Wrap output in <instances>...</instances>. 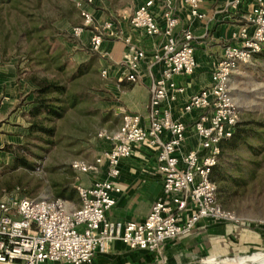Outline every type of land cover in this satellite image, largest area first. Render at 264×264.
<instances>
[{"label":"built area","instance_id":"2783aa9c","mask_svg":"<svg viewBox=\"0 0 264 264\" xmlns=\"http://www.w3.org/2000/svg\"><path fill=\"white\" fill-rule=\"evenodd\" d=\"M203 0H186L194 18L204 19ZM157 0H145L132 12L131 26L147 36L163 35L161 49L153 55L161 64L160 74L151 87L148 116L122 112L121 123L113 131L102 129L97 138L108 147L91 162L73 161L71 166L91 176L89 185H77L80 206L54 197L17 196L6 193L0 198L1 264H89L97 253L106 252L112 241L131 249L159 248L167 241L189 235L202 220L213 223H239L244 218L226 208L218 196V186L211 180L213 168L222 153V142L231 138L241 120L240 107L232 90V76L240 63H247L264 50V0H231L229 11L243 13L245 23L226 43L211 75V84L190 95L183 113L194 114L191 124L175 118L167 104L184 92L176 76L192 75L198 63L192 30L176 35L179 18L167 7L162 28L153 12ZM93 0L76 3L82 18L71 33L81 37L89 32V45L99 50L104 36H115L114 23L99 24L85 8ZM126 54L128 82L138 80V71L146 58L144 48L133 45ZM103 76L106 69H101ZM190 132L198 138L197 148L184 150ZM136 143H146L158 150L157 165L163 189L149 216L142 221L115 222L106 211L115 205L121 193L117 179L119 163L130 157ZM81 227V228H79Z\"/></svg>","mask_w":264,"mask_h":264},{"label":"rangeland","instance_id":"374dc122","mask_svg":"<svg viewBox=\"0 0 264 264\" xmlns=\"http://www.w3.org/2000/svg\"><path fill=\"white\" fill-rule=\"evenodd\" d=\"M78 1L0 0V79L15 85V98L0 114V198L12 193L54 199L57 183L79 184L71 179L79 173L70 164L99 156L98 132L114 129L122 119L113 82L100 72L101 57L89 48L84 32L81 37L71 33L82 22ZM111 1L113 10L122 6L125 14L134 5V0ZM83 64L88 69L75 77ZM33 73L65 84L77 101L60 118L43 119L49 134L29 130L27 95L33 85L28 77ZM232 90L249 131L220 159L218 196L227 208L264 225V52L239 64ZM67 201L77 206V192Z\"/></svg>","mask_w":264,"mask_h":264},{"label":"crops","instance_id":"0c3cea01","mask_svg":"<svg viewBox=\"0 0 264 264\" xmlns=\"http://www.w3.org/2000/svg\"><path fill=\"white\" fill-rule=\"evenodd\" d=\"M144 1L134 0L132 10L127 14L122 6L116 5L113 10L111 0H93L85 8L98 24L103 20L114 23L116 35H105L97 53L101 57L102 69L107 70L106 76L113 82L111 92L117 99L118 112H137L146 117L151 101V87L161 71V64L154 59L153 54L161 49L164 36H147L131 26L133 10ZM98 2L101 3L97 8ZM230 2L231 0H203L201 10L206 13L204 19L192 16L186 0H157L153 7L162 28L165 25L163 11L169 7L179 18V24L175 28L176 35L182 37L185 29L192 30L194 34L197 70L192 75L175 77L177 85L185 90L177 95L176 100L164 106L170 107L175 118L185 123L191 124L194 117V114L183 113L189 96L211 84V75L223 54L225 44L232 40L233 35L245 23L243 13L232 14L229 11ZM83 35L89 45L90 33L84 32ZM133 45L144 48L146 58L138 71V80L130 83L124 79L129 71L125 58L129 47ZM6 80L0 79V114L15 98L13 81ZM118 126L108 131H113ZM101 144L103 152L108 144L105 141ZM197 146L198 138L194 132H190L184 150ZM133 149L130 157L120 160L117 183L121 193L116 197L115 205L106 211V216L115 222H138L146 219L163 189L157 165L158 150L146 143H136ZM90 182L91 176L87 174L82 175L78 183L87 187ZM79 206L80 203L77 206L71 203V208ZM243 218L239 223L202 220L189 235L173 238L156 251L131 249L123 242L112 241L107 245L106 252L97 253L89 264H247L264 254V225L255 223L248 217Z\"/></svg>","mask_w":264,"mask_h":264},{"label":"trees","instance_id":"16d2710c","mask_svg":"<svg viewBox=\"0 0 264 264\" xmlns=\"http://www.w3.org/2000/svg\"><path fill=\"white\" fill-rule=\"evenodd\" d=\"M264 50L260 53H263ZM257 53V54H260ZM255 54V55H257ZM88 64V63H87ZM87 64H83L76 69V76L83 75L88 69ZM33 88L29 91L27 96H31V99L28 101L30 105L27 110V116L31 118L30 120V132H34L35 130L51 133V129L48 128L43 123V119H54L60 118L68 106H73L76 104L75 96L69 93L68 88L65 84L57 81L52 77L41 76L37 73H33L28 77ZM131 83V82H130ZM249 128H247L242 120L236 126V131L233 136L222 142V153L220 154L218 164L213 168L210 178L213 180L218 186V168L220 166V159L224 155L225 151L228 147L232 145H236L241 139H243ZM21 161V165L25 167H29L27 162ZM71 170H74L79 173V176L74 174L71 176V179L76 178L78 180L84 173L78 171L73 168L70 164ZM72 180H64L63 182L57 183V190L55 192V197L62 198L65 200L71 199L76 191V186L79 184L72 183ZM223 204V202H222ZM224 207H226L223 204ZM227 208V207H226Z\"/></svg>","mask_w":264,"mask_h":264},{"label":"bare ground","instance_id":"6f19581e","mask_svg":"<svg viewBox=\"0 0 264 264\" xmlns=\"http://www.w3.org/2000/svg\"><path fill=\"white\" fill-rule=\"evenodd\" d=\"M253 261L257 262L258 264H264V254L257 257V259H255Z\"/></svg>","mask_w":264,"mask_h":264},{"label":"water","instance_id":"95a60500","mask_svg":"<svg viewBox=\"0 0 264 264\" xmlns=\"http://www.w3.org/2000/svg\"><path fill=\"white\" fill-rule=\"evenodd\" d=\"M247 264H258V263L255 262V261H250V262H248Z\"/></svg>","mask_w":264,"mask_h":264}]
</instances>
